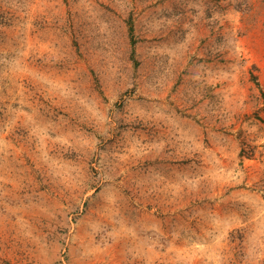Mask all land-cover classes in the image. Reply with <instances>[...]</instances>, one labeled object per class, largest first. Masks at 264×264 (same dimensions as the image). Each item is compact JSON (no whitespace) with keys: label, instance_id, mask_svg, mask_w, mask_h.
<instances>
[{"label":"rangeland","instance_id":"1","mask_svg":"<svg viewBox=\"0 0 264 264\" xmlns=\"http://www.w3.org/2000/svg\"><path fill=\"white\" fill-rule=\"evenodd\" d=\"M0 264H264V0H0Z\"/></svg>","mask_w":264,"mask_h":264}]
</instances>
